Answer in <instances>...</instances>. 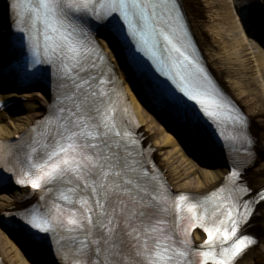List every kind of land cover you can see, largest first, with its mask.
Listing matches in <instances>:
<instances>
[{"label": "snow or ice", "instance_id": "1", "mask_svg": "<svg viewBox=\"0 0 264 264\" xmlns=\"http://www.w3.org/2000/svg\"><path fill=\"white\" fill-rule=\"evenodd\" d=\"M245 6L264 9V0L259 5L246 0ZM31 11L44 38L43 58L40 43L32 44V63L46 60L53 66L67 90L64 99L72 102L71 108L59 107L40 138L27 145L19 172L13 173L17 184L52 200L46 214L24 218L31 229L45 234L33 233L35 239L61 234L68 264H193L194 251L199 264H235L255 243L238 232L252 215L250 206L264 202V188L253 192L243 187L248 200L241 211L231 190L219 197L214 192L201 202L170 193L145 171L135 159L137 140L124 118L123 93L116 89L114 70L88 23H110L118 38L127 28L137 51L174 85L175 90L147 70L159 90L158 102L171 107L176 119L219 125L227 108V119L243 127L251 143L247 120L227 104L188 51L178 0H37ZM238 175L233 172L230 179L235 183ZM53 193H58L54 199ZM209 200H217L210 214ZM199 208L204 212L198 213ZM185 212L191 227H201L207 236L196 249L188 238Z\"/></svg>", "mask_w": 264, "mask_h": 264}, {"label": "bare ground", "instance_id": "2", "mask_svg": "<svg viewBox=\"0 0 264 264\" xmlns=\"http://www.w3.org/2000/svg\"><path fill=\"white\" fill-rule=\"evenodd\" d=\"M202 1L205 2L204 6L201 5ZM180 5L184 8L182 9L186 21L201 51L204 64L216 80L219 88L224 92L225 90L229 91L232 96L230 98L241 111L242 107L244 108L242 113L248 122L247 131L250 132L252 139L250 144L255 152L253 164L261 160H263V163L258 167H251L245 170L242 176L253 192L260 190L264 188V97L261 95L258 83L253 78V64L249 57V48L242 42L236 41L231 47V57L233 58H224L218 56L219 54L217 53V55L212 53L214 47H216L214 45L215 41L205 38L202 25L208 20L205 8L218 9L221 6V0H180ZM261 10L264 13V9L261 8ZM260 22L263 23L262 20ZM9 38L10 20L8 6L5 0H0V68L9 64L10 58L7 59L4 52L8 48ZM97 42L111 62L124 99L136 120L135 124L137 125L138 133L144 143L147 144L148 149L156 156L158 165L166 176L170 187L174 191L187 192L190 195H204L222 184L228 173L226 158H224L226 161H223L217 158L222 157L221 154L214 152L217 154V163L220 166H209L206 169L204 165L207 160L204 159L201 161L203 162L201 164L203 168H197V165L192 160L194 157L195 159L197 157L198 159L203 158V154L199 157L198 153V148H201V146L195 145L196 140L184 130L185 126L177 124L176 120L166 112L157 111L159 121L152 117L142 107L130 85V69L123 64L118 54L111 50L117 49L116 45H108L104 39V34H98ZM201 47L204 49L205 55L202 53ZM2 79L4 80L1 77L0 82ZM221 79H228L226 82L229 83L230 81V84L223 83ZM4 86L10 91L3 94L0 93V122L6 116V111L11 108L21 115L16 118L12 125L8 126L0 123V140L11 139L20 132L28 130L35 124L37 119L43 117L50 102V97L47 94L38 91L43 90L41 85L33 88L6 83ZM32 99L35 100L31 101ZM8 103H11V105H8ZM180 137L189 140L192 146L190 147V153L178 149ZM202 138L209 142L211 147L218 150L215 148L210 135L205 131L201 132L200 139L202 140ZM168 143H173L174 150H178L181 154L179 162L176 159V155L173 158L167 152ZM211 154L213 155V153ZM211 165H214V163ZM194 171H197L202 178L194 175ZM1 190L6 191V194L0 192V264H32L24 257L26 254H33V261L38 264H68V262L58 258L55 254H49L41 244L29 239L24 234L2 227L4 212L22 209L28 204V201H25L28 191L15 186H7ZM240 233L251 235L255 243L245 250L235 264H264V202L254 204V211L248 222L241 225ZM194 235L198 237L197 233Z\"/></svg>", "mask_w": 264, "mask_h": 264}, {"label": "rangeland", "instance_id": "3", "mask_svg": "<svg viewBox=\"0 0 264 264\" xmlns=\"http://www.w3.org/2000/svg\"><path fill=\"white\" fill-rule=\"evenodd\" d=\"M255 2L257 5H259L260 0H255ZM245 4H246V0H221L220 8L218 9L215 8L216 10L205 8V11L208 16L207 18L208 20L202 25V31L204 32V36L206 39L215 41L214 45L216 47H214L212 52L215 55L219 54L218 56L224 58L231 57L232 55L231 47L233 43L236 41L242 42V44H245L249 48V52H250L249 57L253 64V78L258 83L260 87L261 95L264 97V22L263 23L260 22L262 18H264V13L261 12L262 10L259 6H257L254 9H248L245 6ZM201 5L204 6L205 2L202 1ZM204 52H205L204 49H202L203 54ZM227 80L228 79L225 80L221 79L223 83L230 84V81L229 83L226 82ZM130 82L132 83V89H134L133 91L135 92L136 91L134 88L135 83L131 80ZM234 82L236 81L234 80ZM8 91L9 89L5 88L4 83H1L0 93H5ZM226 92L231 96L229 91L226 90ZM137 98L138 101L142 103L144 109H146V111L152 117H154L156 120L159 121V115L148 106L149 104L147 105L144 102V100L141 99L140 96H137ZM34 100L35 99H32L31 101ZM243 109L244 108L242 107V110ZM20 115L21 114L13 111V109L11 108L6 111V116L4 117V119H2L0 123H4L5 125L8 126L12 125L13 122L16 120V118L20 117ZM256 123L258 124L257 121ZM178 149H182L181 145H179ZM166 150L167 152H169L170 156H173V158L174 155H176V159L179 162V160L181 159L180 157L181 154L179 153L178 150H174L173 143H168ZM198 150H199L198 152L199 157H201L200 155L201 153H203V149H198ZM202 157H203L202 159L192 160L193 163L197 165V168L200 169L203 168L201 165L203 164V162L201 161L204 159L207 160V162H205L204 165L206 169H208L209 166H213L211 165L212 163H214V166H220L218 165L217 160L212 156L203 154ZM154 158L157 162L155 155ZM254 160L255 157L253 158L251 164L248 165L247 169L251 167L253 168L258 167L263 163V160H261L256 164H253ZM194 175H196L198 178H202V176L197 171H194ZM0 192L6 194V191H0ZM3 231L6 235H8L5 230ZM24 257L28 260V262L32 264H38L37 262L33 261L34 260L33 254H26L24 255Z\"/></svg>", "mask_w": 264, "mask_h": 264}]
</instances>
